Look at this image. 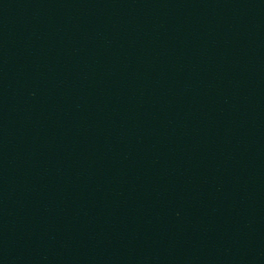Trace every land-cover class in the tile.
<instances>
[{"label":"water","instance_id":"obj_1","mask_svg":"<svg viewBox=\"0 0 264 264\" xmlns=\"http://www.w3.org/2000/svg\"><path fill=\"white\" fill-rule=\"evenodd\" d=\"M0 264H264V0H0Z\"/></svg>","mask_w":264,"mask_h":264}]
</instances>
